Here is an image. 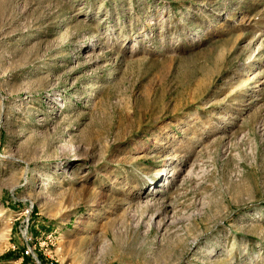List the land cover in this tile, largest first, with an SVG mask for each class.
I'll return each mask as SVG.
<instances>
[{"label": "rangeland", "instance_id": "374dc122", "mask_svg": "<svg viewBox=\"0 0 264 264\" xmlns=\"http://www.w3.org/2000/svg\"><path fill=\"white\" fill-rule=\"evenodd\" d=\"M0 264H264V0H0Z\"/></svg>", "mask_w": 264, "mask_h": 264}, {"label": "built area", "instance_id": "2783aa9c", "mask_svg": "<svg viewBox=\"0 0 264 264\" xmlns=\"http://www.w3.org/2000/svg\"><path fill=\"white\" fill-rule=\"evenodd\" d=\"M25 240H26V244H29V241L32 240L31 237H27V233H25ZM30 251L27 249L26 253H29Z\"/></svg>", "mask_w": 264, "mask_h": 264}]
</instances>
